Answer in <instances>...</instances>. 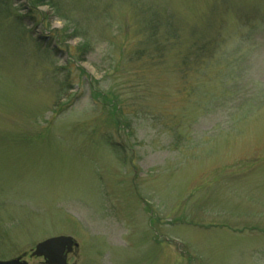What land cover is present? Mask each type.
I'll list each match as a JSON object with an SVG mask.
<instances>
[{"label":"rangeland","instance_id":"374dc122","mask_svg":"<svg viewBox=\"0 0 264 264\" xmlns=\"http://www.w3.org/2000/svg\"><path fill=\"white\" fill-rule=\"evenodd\" d=\"M60 2L0 0V260L264 264V0Z\"/></svg>","mask_w":264,"mask_h":264},{"label":"trees","instance_id":"16d2710c","mask_svg":"<svg viewBox=\"0 0 264 264\" xmlns=\"http://www.w3.org/2000/svg\"><path fill=\"white\" fill-rule=\"evenodd\" d=\"M31 7L32 8H39L41 6H48L50 8V10L54 13L55 16H58L59 19H63L65 22V29L66 31H70L71 28L73 27L65 16H63V14H60V8L59 5H61L60 0H28ZM150 14L148 13H143L140 12L139 16L142 19V23L144 24V31H140L141 34V38H140V47H141V51L140 53H137V55H139L140 57H142L145 52L149 51L152 52L154 50H157L158 46H159V42H160V37H158V32L160 29V25L161 23H158V21L155 19L156 16H149ZM146 18V20H145ZM168 25V24H167ZM166 25V26H167ZM171 28V26H170ZM173 33V31H172ZM75 35V31L73 30V33L70 34V38H73ZM205 49V47H202V50L200 48L197 49L196 52V57L197 55L199 56L200 52H202ZM82 50L85 51V48H83ZM119 124V123H117Z\"/></svg>","mask_w":264,"mask_h":264},{"label":"water","instance_id":"95a60500","mask_svg":"<svg viewBox=\"0 0 264 264\" xmlns=\"http://www.w3.org/2000/svg\"><path fill=\"white\" fill-rule=\"evenodd\" d=\"M78 244L71 237L59 236L37 243L30 251V258L41 259L42 264H67L68 256ZM26 253L7 261H0V264H28L25 260Z\"/></svg>","mask_w":264,"mask_h":264}]
</instances>
